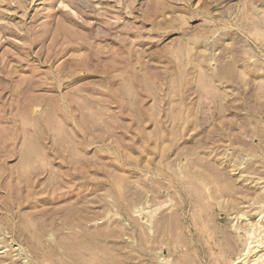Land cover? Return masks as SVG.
<instances>
[{"label":"rangeland","instance_id":"rangeland-1","mask_svg":"<svg viewBox=\"0 0 264 264\" xmlns=\"http://www.w3.org/2000/svg\"><path fill=\"white\" fill-rule=\"evenodd\" d=\"M77 207L99 264H264V0H0V264Z\"/></svg>","mask_w":264,"mask_h":264},{"label":"bare ground","instance_id":"bare-ground-1","mask_svg":"<svg viewBox=\"0 0 264 264\" xmlns=\"http://www.w3.org/2000/svg\"><path fill=\"white\" fill-rule=\"evenodd\" d=\"M32 146H33V145H32ZM35 149H36V147H32L31 150H29V151H28L26 154H24L23 157H22V163H23L27 168H29V169L34 167V163H33L34 160H33V158H32V154H31V153H32L33 150H35ZM37 151H38V150H37ZM110 176H111V177H115L114 174H111ZM18 195H19V194H18ZM19 196H20V195H19ZM22 198H24V197H22ZM129 201H131V200H129ZM75 204H76V203H75ZM73 205H74V204H73ZM73 205H70V206L68 205V206H66V208H68V207L70 208V207H71V209H72V206H73ZM75 206H78V207H79V205H74L73 207H75ZM83 206H84V204H83ZM83 206L81 205L82 208H81V207H80V208H81L82 210L84 209L85 212H86L88 209H85V208H84L85 206H84V207H83ZM87 206H88V205H87ZM63 207H64V206H63ZM78 207L75 209V211L78 209ZM61 208H62V207H61ZM69 208H68V210H69ZM87 208H88V207H87ZM81 209H80V211H81ZM60 210H61V209H59V210L56 211V212H59ZM63 210H64V209H63ZM63 210H61V212H62V215H61V216H63V214H64V213H63ZM68 210L66 209V210L64 211L65 214L68 213V212L70 211V210H69V211H68ZM84 210L81 211V212L83 213ZM66 211H68V212H66ZM72 211H74V210L72 209ZM78 211H79V210H77V212H78ZM88 211H90V210H88ZM81 212H78V213L74 212V213H76L77 215H79V213H80V217H79V218H77V216H75V215L73 214V212H72V213H71V212L69 213V214H73V215H74V218H75V217L77 218V219L75 218L76 220H74V219L69 220V218H68L69 215L67 214L65 217L68 218V222L70 221V222H69V225H67V226L64 224L65 221H67V220L64 221V218H65V217H62V218H63V222H64L63 224L65 225V227H67V228L69 227V229H70V228H72V227L74 228V226L76 227V225H78V227H79V226H80V227H79V229H78V228L76 229V230H77L76 232H78L79 234H80V233H84L83 235H81V236H79V237L77 236V238H76L77 240H75L74 237H76L75 235H77L78 233H75V231H73L75 234L71 235V237L74 236V237H72V238L74 239L75 242H77V244L75 243V244H76V246H75L74 242L71 241V242H73L72 245L74 246V247H71L72 245H70V244L68 243L69 246H70V247H68V248H69L68 251H70V254L73 256V258H75V261H74V262H76V264H85V263H84L85 261L83 260V258H82L81 256H83L84 252H86V251H87V252L89 251V252L92 254V258H91V261H90L89 264H99V260H100V259H99V256H98V252H100L101 249L98 251V249H97V245L95 244V242H97L99 239H98V240L96 239L97 241H93V242H92V240L94 239V237L92 236L93 239H92V240L90 239L91 242H88V241H87V232H89V231H88L89 228L86 229V233H85V229H84V228H85L86 226L88 227V225L85 224V227H83V228L81 227V226H83V224H84V222H85V221L83 222V218H82L83 216L81 217ZM85 212L83 213V215H86ZM60 214H61V213H60ZM65 214H64V215H65ZM87 214H89V213H87ZM95 214H96V213H95ZM73 215L70 216V218H73ZM99 215H100V214H99ZM86 216H88V215H86ZM86 216H85L84 218H86ZM95 216H96V215H95ZM87 218H88V217H87ZM92 218H93V217H92ZM23 219H24V218H23ZM65 219H66V218H65ZM78 219H79V220H78ZM90 219H91V218H90ZM90 219L88 218V220H90ZM85 220H87V219H85ZM68 222H66V223H68ZM82 223H83V224H82ZM89 227H90V226H89ZM104 227H105V226H104ZM81 228L84 230V232H83V230H82V232L79 231ZM102 228H103V227H102ZM107 228H108V227H107ZM74 229H75V228H74ZM93 229H94V228H93ZM93 229H92V230H93ZM37 230H38V229H36V232H37ZM40 230H43V229L40 228ZM90 230H91V227H90ZM96 230H97V227H96ZM100 230L104 231L103 229H100V228H99V229L96 231V236H99V234L102 232V231H100ZM38 231H39V230H38ZM71 231H72V229H71ZM71 231H70V234L73 233V232H71ZM111 231H112V229H111ZM41 232H42V231H41ZM41 232H40V233H41ZM43 232H44V231H43ZM94 232H95V229H94ZM38 233H39V232H38ZM90 233H92V232H89L88 234H90ZM102 233H103V232H102ZM36 234H37V233H36ZM42 234H43V233H42ZM38 235H39V234H38ZM40 235H41V234H40ZM91 235H92V234H91ZM141 236H142V235H141ZM69 237H70V236H69ZM71 237H70V238H71ZM89 237H90V236H89ZM89 237H88V238H89ZM66 238H67V237H66ZM72 238H71V240H72ZM90 238H91V237H90ZM63 241H65V239H64ZM66 241L68 242V239H67ZM66 241H65V242H66ZM69 241H70V240H69ZM98 242H99V241H98ZM68 244H67V245H68ZM99 244H100V243H98V246H100ZM63 245H64V243H63ZM65 246H66V245H65ZM100 247H101V246H100ZM65 248H66V247H65ZM98 248H99V247H98ZM65 250H67V249H65ZM108 250H109V249H108ZM101 251H102V250H101ZM105 251H106V250H104V251H102V252H105ZM102 252H100V253H102ZM108 253H110V252H107V255H108ZM70 254H69V255H70ZM104 254H105V253H104ZM105 255H106V254H105ZM100 258H101V257H100ZM83 261H84V262H83Z\"/></svg>","mask_w":264,"mask_h":264}]
</instances>
